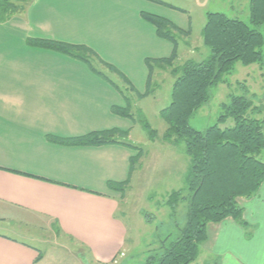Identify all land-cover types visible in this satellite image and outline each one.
<instances>
[{"label":"crops","instance_id":"1","mask_svg":"<svg viewBox=\"0 0 264 264\" xmlns=\"http://www.w3.org/2000/svg\"><path fill=\"white\" fill-rule=\"evenodd\" d=\"M162 1L90 2L109 13H98L105 16L96 15V22L105 27L99 34L111 51L162 58L172 54L173 44L164 45L156 27L143 18V11L164 16L160 6L167 4L171 14L164 17L190 29L192 35L191 17L175 19L173 4ZM203 1L198 2L206 23L207 13L218 11L208 8L209 0ZM222 1L231 4L233 0ZM83 2L89 1L29 0L23 11L0 20V228L17 236L22 225L41 228L49 220L60 231V246L70 248L60 239L64 238L84 251L85 256L79 252L83 258L70 252L72 264H131L126 258L129 229L119 215L121 193L109 188L108 182L131 179L134 150L117 142L72 145L52 140L53 136L73 138L114 128L131 130V118L112 111L113 106L127 105L118 86L125 89L128 85L118 84L108 71L101 70L104 77L70 55L28 42L35 38L77 41L73 13ZM144 3L153 8L144 10ZM132 5L140 7L133 26L129 22ZM227 9L235 12L232 5ZM114 13H119L117 19ZM128 42L132 46L124 50L122 43ZM193 52L199 54L200 47ZM83 76L93 84H81ZM128 95L136 96L134 91ZM239 202L247 225L233 217L209 223L207 239L191 264H264V182L253 197ZM61 261L41 255L40 247L31 242L0 231V264Z\"/></svg>","mask_w":264,"mask_h":264},{"label":"trees","instance_id":"2","mask_svg":"<svg viewBox=\"0 0 264 264\" xmlns=\"http://www.w3.org/2000/svg\"><path fill=\"white\" fill-rule=\"evenodd\" d=\"M29 0H0V20H6L23 11ZM162 2V0H154ZM14 2H20L15 4ZM250 19L230 17L224 12H208L202 29L204 45L209 54L202 60L188 59L176 64L179 58V40L191 36L190 29H183L170 19L154 13L142 12L143 18L156 27L159 37L173 44L168 57L148 59L147 90L140 93L133 83L111 64L108 67L123 78L127 88H118L124 94L127 105L113 106L115 114L140 122L151 139L158 137V131L139 111V118L132 111L128 91H134L140 99L155 92L153 73L158 68L169 72L175 81L172 86V100L161 110L167 123L164 140L173 144H184L185 153L191 159L187 175V195L173 191L166 203L172 208L179 199L188 200L187 222L179 228V235H169L163 240L161 251L148 258L147 264H191L200 253L202 243L207 239V227L211 222H220L228 217L237 219L242 225L244 207L239 199L253 197L264 182V114L246 94H232L228 103L222 105L218 121L205 130H198L189 123L193 114L212 99V88L225 82L224 76L232 72L237 62L245 65L260 64L264 70V0H250ZM30 44L56 50L85 61L98 74L107 77L89 59L91 49L85 45H74L52 39H29ZM116 85V84H115ZM233 124L225 125L228 120ZM130 130L117 128L93 131L88 134L62 138L52 137L61 143L72 145H99L123 143L134 151L131 174L135 171L142 150L128 139ZM130 179L124 182L109 181L108 187L123 194Z\"/></svg>","mask_w":264,"mask_h":264},{"label":"rangeland","instance_id":"3","mask_svg":"<svg viewBox=\"0 0 264 264\" xmlns=\"http://www.w3.org/2000/svg\"><path fill=\"white\" fill-rule=\"evenodd\" d=\"M88 1V3L83 2L81 6H77L73 13V25L75 26L73 27L79 32L78 38H75L77 41H68L66 43L87 46L91 49V52L89 51L86 54L93 61L97 69L108 71L111 78L118 84L124 85L123 78L112 71L107 64L113 65L132 81L136 87L140 86L139 88L144 93L147 90L149 76L147 61L150 58H157V56L146 55L144 52L140 55L130 53L126 56V54L122 55L111 51L112 48H109L103 40L104 36L102 35L103 38H101V34H99L100 32H105L104 30H99L101 28L105 29V27H99L100 23L96 22L97 20L99 21L98 18H102L109 13L105 12L106 10L97 9L96 6L92 5L93 2H90L91 0ZM169 1L174 6L175 19H180L179 17H181L180 20H186L188 17H191L192 21V35L187 37L182 36L179 40V58L176 64H182L188 59L202 60L206 58L209 54V48L203 43L202 29L205 19L202 15L199 0L196 2H194L195 0ZM14 3L20 4V2ZM134 3L132 0V4ZM148 3H144V10L150 7L153 8ZM249 3V0H233L231 4L222 0H209L208 8L212 11L226 12L230 17H239L249 22ZM165 5L160 6L162 7L161 11L164 16H168L171 14V10L166 8ZM230 5L235 9V12L230 13L227 11ZM139 8L132 5L130 9L129 22L131 26H133L134 22V13L139 11ZM102 12L106 14L97 15ZM118 14L114 13L115 19H117ZM125 14L127 16L128 12L120 13V15L124 16ZM96 15L98 18H96ZM261 31L264 35V25L261 27ZM165 43L171 46L170 41L166 39H164V45H166ZM131 46H129V42L122 43L124 50ZM197 46L201 49L199 54L193 52L194 49H197ZM204 49L206 53L202 54ZM73 58L80 61L83 67L92 69L85 61ZM224 79L225 82L219 83L212 88L213 96L210 102L199 108L190 118L189 123L192 127L198 130H205L210 125L215 124L222 112V105L229 102L232 94L248 95L249 98L254 100L255 105L262 110V113L257 116H263L264 70L260 64L245 65L242 62H237L232 72L226 74ZM81 80V84L83 85L93 84V81L85 76ZM152 80L158 84L155 92L140 99L137 96H131V104L132 111L137 115L136 117L139 118V114L137 113L142 111L151 126L158 131V137L151 139L148 131L144 129L139 121L134 122L132 119L129 120L131 135L128 136V139L142 150V156L137 160L135 171L126 190L123 194L120 192L121 207L119 215L125 220L129 229V252L126 258L131 264H146L150 256L161 251L163 240L169 235L176 238L179 235V228L187 222V199H179L175 208L166 203L173 191L181 190L182 196L187 195L186 178L191 166V159L185 153L183 143L177 145L164 140V133L168 126L160 112L172 100V86L175 78L169 72H164L157 68L153 73ZM232 124L233 122L230 119L223 126ZM137 152L134 151L135 155ZM262 159L264 160V151L262 152ZM43 226L36 228L22 225V233L17 236L15 235L16 233L11 232L6 227L0 228V231L39 246L41 255L46 254L52 259H61V262H64L63 264L73 263L74 258L70 252H74L76 256L83 258L84 251L80 250L79 247L70 241L60 238L68 242L71 245L69 246L70 248L58 244L57 237L60 236V231L55 224L51 226L50 221L47 220L44 221Z\"/></svg>","mask_w":264,"mask_h":264}]
</instances>
